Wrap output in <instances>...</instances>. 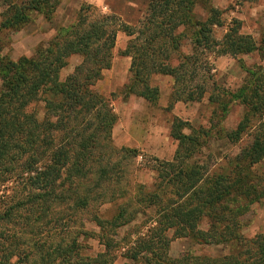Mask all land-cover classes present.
Here are the masks:
<instances>
[{"label":"trees","instance_id":"1","mask_svg":"<svg viewBox=\"0 0 264 264\" xmlns=\"http://www.w3.org/2000/svg\"><path fill=\"white\" fill-rule=\"evenodd\" d=\"M2 2L8 10L1 27L9 30L27 24L33 14L50 22L58 7L55 0ZM211 2L148 0L146 16L136 26L96 16V11L89 15L91 7L83 6L75 23L62 28L32 58L14 61L0 50V264H115L119 251L131 264H264V233L247 239L239 231L240 217L262 201L251 198L262 182L255 169L264 161V135H256L247 149L228 161L221 168L226 173L211 175L208 167L195 162L206 144L202 137H210V132L175 118L170 137L179 143L176 158L155 170L152 187L137 186L139 199L121 184L122 162H111L125 151L113 146L118 116L110 100L95 90L112 68L117 36L124 33L129 41L121 56L132 60L124 90L127 97L156 107L161 92L155 79L170 77L174 88L168 109L180 102L201 103L210 94L209 104L220 106L224 118L229 104L223 101L230 97L247 108L229 135L238 142L250 129L254 113L264 109V103L258 107L259 76L246 71L251 81L237 94L217 86L210 93L204 81L196 82L207 73L212 55L236 58L254 53L257 47L251 36L241 34L238 21L217 40L215 29L225 24ZM74 58L79 63L63 77ZM14 184L21 190L6 194ZM133 197L145 210L141 215L148 230L113 244L111 232L140 217L131 214L120 222L119 213L111 219L97 214L95 222L105 236L98 241L104 252L88 258L83 234L69 215L88 209L94 201L104 206L124 198L130 202ZM204 221L209 224L206 231L200 229ZM105 224L109 229H103ZM174 238L229 247V254L213 258L188 253L174 259L170 256Z\"/></svg>","mask_w":264,"mask_h":264},{"label":"rangeland","instance_id":"2","mask_svg":"<svg viewBox=\"0 0 264 264\" xmlns=\"http://www.w3.org/2000/svg\"><path fill=\"white\" fill-rule=\"evenodd\" d=\"M56 2L58 7L52 21H47L40 14H33L27 24L10 30L1 27L8 8L4 2L0 3V50L3 57L14 61L21 57L32 58L40 47H47L62 28H68L75 23L77 14L83 6L91 7L89 15L95 14L96 11V16L113 17L123 24L136 26L139 21L144 20L148 5V0H55V5ZM211 4L220 12L219 19L225 24L223 28L215 29L214 37L222 40L231 24L238 21L241 34L251 36L256 43L257 50L250 55L236 58L212 55L207 73H202L196 83L202 84L204 81L210 93L217 86L237 94L245 84L251 81V76L246 73V71H251L259 76L261 83L260 102L258 103V107H261L264 103V0H212ZM94 20L95 16L90 21ZM128 41L129 38L124 33L118 34L112 68L104 73L103 80L96 84L95 90L110 100L118 116V122L113 131V146L125 151L113 157L111 162L113 164L122 162L120 168L124 173L121 184L124 188L132 190L135 197L139 199L141 197L137 186L142 185L149 189L157 177L155 170L161 168L162 164L174 162L179 150V143L170 137L171 126L175 118L189 122L198 131L202 132L205 129L210 132V137L205 139L202 137V144L204 142L206 144H203L202 149L198 151L195 162L208 167L211 175L216 172L226 173L221 168L225 167L228 161L239 155L242 150L247 149L256 135H264V109L262 108L260 112L254 113L255 117L250 129L238 142L229 138L247 112L243 104L230 97L223 101H228L229 104V113L225 118L223 113H220L219 105L217 108L209 104L210 94H207L201 103L180 102L172 109H168L174 88L173 79L170 77L155 79L154 83L161 92L160 101L156 107L134 96L127 97L124 90L130 79V62L124 59L121 53L125 50ZM78 63L79 59H72L70 66L63 72V77L72 73L73 67ZM1 90L0 80V93ZM255 173L262 182L256 187V192L252 194L251 199L261 197L262 201L250 206L249 212L240 217L241 229L239 231L247 239H253L264 233V161L256 166ZM208 177L210 178V175ZM19 189L20 185H9L5 193L13 196L21 190ZM245 199L242 205L246 207L248 203ZM136 201L134 198L128 202L124 198L104 206H99L94 201L88 209L75 213L73 211L69 215L73 226L83 234L81 243L86 246L85 255L88 258H96L104 252V247L98 241L105 236L103 230L95 222L97 214L105 219H111L119 213L123 215L120 222H125L131 214L140 217L131 225L116 229L115 232L112 231L113 239L110 241H113V244L126 240L128 237L134 239L135 233L139 231L145 233L148 230L149 227H145L148 221L141 215L145 210L140 204H136ZM127 203H129L127 206H123ZM104 228L109 229L106 224ZM208 228V222L204 221L200 229L206 231ZM170 237H173V232L170 233ZM229 250V247L223 246L197 245L189 238H174L171 243L170 256L176 259L188 253H194L196 256L218 258L229 254ZM123 253L124 251L118 252L119 258L115 264H131L123 258Z\"/></svg>","mask_w":264,"mask_h":264},{"label":"crops","instance_id":"3","mask_svg":"<svg viewBox=\"0 0 264 264\" xmlns=\"http://www.w3.org/2000/svg\"><path fill=\"white\" fill-rule=\"evenodd\" d=\"M123 57V56H122ZM124 59H126V60H129V62H130V66H129V71H130V68H131V58H128V57H123ZM137 99H140V98H137ZM141 100H143V99H141Z\"/></svg>","mask_w":264,"mask_h":264}]
</instances>
